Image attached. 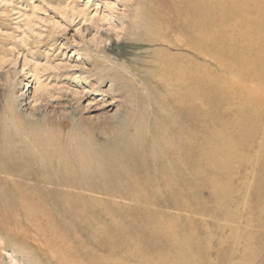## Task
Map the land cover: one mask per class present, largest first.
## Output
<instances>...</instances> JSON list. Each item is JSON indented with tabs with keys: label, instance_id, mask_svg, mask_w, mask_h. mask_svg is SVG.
<instances>
[{
	"label": "bare ground",
	"instance_id": "6f19581e",
	"mask_svg": "<svg viewBox=\"0 0 264 264\" xmlns=\"http://www.w3.org/2000/svg\"><path fill=\"white\" fill-rule=\"evenodd\" d=\"M137 23L143 43L163 47L149 63L151 135L113 156L54 146L27 156L0 128V236L38 264H113L117 245L155 264H252L264 251V0H148ZM105 189L141 210L117 217Z\"/></svg>",
	"mask_w": 264,
	"mask_h": 264
},
{
	"label": "rangeland",
	"instance_id": "374dc122",
	"mask_svg": "<svg viewBox=\"0 0 264 264\" xmlns=\"http://www.w3.org/2000/svg\"><path fill=\"white\" fill-rule=\"evenodd\" d=\"M147 4L148 0H0V128L25 147L21 151L27 156H39L38 151L53 146L113 156L140 130L146 138L151 135L159 111L158 83L149 63L163 47L141 38L146 35L137 22ZM207 63L223 73L214 58ZM240 74L234 70L230 75ZM197 109L198 119H204L202 107ZM250 170H255L254 162ZM100 179L116 181L110 175ZM103 192L99 199L110 204L117 217L141 210L142 204L133 199ZM207 196L204 190L202 198ZM164 211L200 223L210 218L207 212L174 206ZM263 253L252 264H264ZM127 255L126 248L115 246L113 264L154 261ZM33 257L20 243L6 244L0 236V264H38Z\"/></svg>",
	"mask_w": 264,
	"mask_h": 264
}]
</instances>
